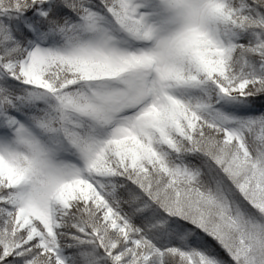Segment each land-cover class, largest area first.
<instances>
[{
    "label": "snow or ice",
    "instance_id": "snow-or-ice-1",
    "mask_svg": "<svg viewBox=\"0 0 264 264\" xmlns=\"http://www.w3.org/2000/svg\"><path fill=\"white\" fill-rule=\"evenodd\" d=\"M0 264H264V0H0Z\"/></svg>",
    "mask_w": 264,
    "mask_h": 264
}]
</instances>
